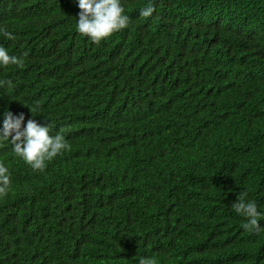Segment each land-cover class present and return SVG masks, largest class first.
<instances>
[{"label": "trees", "instance_id": "1", "mask_svg": "<svg viewBox=\"0 0 264 264\" xmlns=\"http://www.w3.org/2000/svg\"><path fill=\"white\" fill-rule=\"evenodd\" d=\"M120 3L127 28L95 44L78 0H0L25 60L0 67V127L23 113L71 145L40 172L0 144V264H264L231 207L247 191L264 213V0Z\"/></svg>", "mask_w": 264, "mask_h": 264}, {"label": "clouds", "instance_id": "2", "mask_svg": "<svg viewBox=\"0 0 264 264\" xmlns=\"http://www.w3.org/2000/svg\"><path fill=\"white\" fill-rule=\"evenodd\" d=\"M78 7L80 12L76 30L78 34L90 38L95 44H100L101 41L111 37L114 33L127 28L130 22V17L124 14L120 0H78ZM154 11V6L150 4L140 10V16L148 18ZM0 35L5 39H16L6 27H0ZM10 65L23 68L25 60L23 57L10 55L5 47L0 46V67L6 68ZM5 83L11 86V81L0 80V87ZM220 102H223V112L229 114L228 117L232 120L241 114L248 113L245 109L249 106L247 95L225 89ZM30 110L32 114L36 111L31 107ZM3 115L4 119L2 127H0V144L10 142L14 154L22 158L33 171L43 172L47 167V162L62 155L65 151H70L71 145L67 142L65 135L62 132L54 136L51 135L49 125H42L35 119H28L24 125L23 113L14 115L11 111H5ZM10 176L9 169L0 163V197L6 196L10 190ZM247 197V191L240 192L231 207L238 215L245 218V222L242 224L244 230L249 233H258L264 230L260 225L264 213L258 211L256 202L248 200ZM138 264H156V262L152 258L140 257Z\"/></svg>", "mask_w": 264, "mask_h": 264}]
</instances>
